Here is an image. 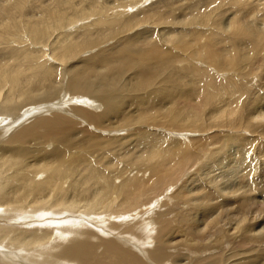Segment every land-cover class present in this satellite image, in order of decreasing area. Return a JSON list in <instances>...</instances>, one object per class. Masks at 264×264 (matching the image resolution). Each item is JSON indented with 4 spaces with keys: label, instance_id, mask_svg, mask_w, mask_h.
<instances>
[{
    "label": "bare ground",
    "instance_id": "bare-ground-1",
    "mask_svg": "<svg viewBox=\"0 0 264 264\" xmlns=\"http://www.w3.org/2000/svg\"><path fill=\"white\" fill-rule=\"evenodd\" d=\"M146 1L56 0L53 9L43 12L45 19L34 25L17 22L15 13H0L2 28L11 29L0 39L29 44L23 57H12V64L0 69V264L264 261V202L255 201L264 192H258L254 176L248 181V173L236 175L229 192L220 188L218 194L207 191L192 196L193 180L183 181V177L197 162L195 147L188 145L190 141L156 143L146 132L148 126L156 129L163 124L181 133L176 137L183 140L187 136L183 132L207 131L208 127L195 128L199 106H189L184 92L178 91L186 75L178 65L197 60L206 69L231 73L234 78L247 65L248 55L228 48L220 56L215 35L210 33L181 57L174 36L145 30L148 23L156 24L146 21L141 8ZM14 5L16 10L22 7ZM242 31L254 53L263 50L264 24ZM110 42L116 47L103 46ZM93 49L96 52L85 58ZM196 73V69L190 71L191 76ZM233 78L225 83L231 94L234 88L241 89ZM167 100L185 110L189 107L187 117L192 122L177 124V112H159ZM262 101L251 102L243 132L254 134L264 125ZM124 105L141 114L153 108L166 124L152 115L136 119L125 111L118 114ZM243 113V107L230 97L211 122L217 130L228 124L229 130L241 132L242 127L234 123ZM241 136L230 138L233 148L243 150L248 144ZM135 141L141 153L127 161L129 149L125 148ZM206 142L199 146V153L214 146L217 137ZM250 166L246 163L249 170ZM208 178V184L215 182ZM175 185L183 188L166 196ZM228 195L241 196L239 202H245L239 208L227 203V215L215 228L211 196L230 199ZM240 225L243 228L237 231ZM210 253L216 254L206 256Z\"/></svg>",
    "mask_w": 264,
    "mask_h": 264
},
{
    "label": "rangeland",
    "instance_id": "rangeland-1",
    "mask_svg": "<svg viewBox=\"0 0 264 264\" xmlns=\"http://www.w3.org/2000/svg\"><path fill=\"white\" fill-rule=\"evenodd\" d=\"M54 1L56 0H0V13L3 12L9 14V16L11 13H15L14 19L17 22H19V20L21 22L26 21L34 25L36 22L41 21L44 16V11L46 13L48 12L47 10L55 7ZM58 1L60 2L62 0H57V2ZM112 1L114 0H109V3H112ZM16 3H20L22 7L16 10V5H14ZM126 4H130V2ZM66 8H64L63 5L61 6L63 10H66ZM141 8L144 11L146 21L154 20L156 22V24L148 23L151 25L146 27L145 30L155 35L158 34V36L160 33L162 37L166 38L174 36L172 40L174 45L179 48L180 53H178L181 57L188 55V47L190 46V48H192L191 46H194L197 39L200 37H208L211 33L214 34L216 38V53H220L221 56L223 52L222 49L238 48L242 54L248 55L245 62L247 65L241 72L238 71V73H235L234 78L231 73L217 74V71L213 69H206L207 66L205 67L203 64L199 63V61L197 62V60H187L188 63H180L178 65L179 69H185L186 72V75L181 80L178 91L184 92L189 106H199L196 110V114L199 115V120L195 123V128L198 130L208 127L207 131L204 130L201 134L183 132L187 134L185 137L186 139H177L179 137L176 136L181 133L173 131L172 129H167L166 127L168 126L164 127L165 125L162 123L166 124V122L159 116L161 114H155L153 108H149L147 112L141 114L136 108H130V106L126 107V105H124V107L120 108L118 114L125 111L128 112V114L132 113L135 115L134 117H136V119L145 118L148 115L156 117V120L160 122L162 126L156 129H152L151 126L146 128V132L152 135L156 143H159L162 139H167L168 141H183L186 143L189 141L191 142V144L188 145H192V149L195 147L193 153L196 155L197 162L193 164L189 174L183 177V181L193 180L192 183L195 185V190L190 191L192 196H200L207 191H215V193L218 194L220 188L228 190L229 183H233L236 175L245 173L249 174L247 177L248 181L253 178L251 176H254V181L259 183L258 186L260 188H258V192H264V125L257 128L254 134L249 133V131L243 132L246 131L244 124H248L250 117L248 112L251 109V102H263L262 100L264 99V47L262 51L254 53L253 47H250L248 35L242 31L244 27H252L253 30L262 28L264 24V0H147L142 4ZM11 19L13 18L11 17ZM44 19L45 18H43V20ZM227 23L230 24L228 25V30L226 28ZM10 31L11 29L9 27L4 29L2 25H0V34L9 33ZM185 44L188 45L185 46ZM28 45V43H16L7 37L0 39V69L10 66L13 62V59H11L12 57L18 59L19 57H23L25 54L23 49H28ZM106 45L107 47H116L112 42L103 46ZM117 47H119V45H117ZM219 48L221 50H219ZM171 50L174 54H178L176 50ZM94 52H96L95 49L84 57L88 58ZM247 60L249 61L247 62ZM193 69H196L197 73L191 76L190 71ZM231 78H233L232 81H234V83L241 84V89L234 88V94H231L232 92L225 86V83ZM230 97L237 100V104L243 107L244 113L242 119H238L237 117L234 123L242 127L241 132L229 130L228 124H226L222 130H217L213 127L215 122H211L212 115L217 112V109L222 108V103ZM253 97L256 98L253 100ZM179 104H171L167 100L160 105L159 108L161 110L159 112L163 113L169 109L171 113L177 112L180 115L177 124L182 123L187 126L189 122H192L190 118L187 117V115L190 116L188 111H191V109L187 107L185 110L184 106ZM141 109L144 110L145 108ZM180 121L182 122L180 123ZM223 124L224 123H222V125ZM239 133H241L242 136ZM119 134H122V132ZM226 135L230 137L226 138ZM237 135L244 137L248 142L243 150L235 149L231 146L233 140L230 138ZM212 137H217L216 144L207 147V150L204 152L200 151L199 153V146L207 143L206 141L212 139ZM136 141L131 143L132 146L130 145L125 148V150L129 149V153L124 157L127 158V161L133 159V157L139 156L141 153V147L134 145L137 143ZM125 150H123L122 153H124ZM221 157H223L224 160L216 163ZM203 163L206 164V167L200 169ZM246 163L251 165L250 170L246 168ZM118 167L122 168L121 165ZM207 173L209 175L206 176ZM203 177L208 180V177H210V179L213 181L215 180V182L213 184H208V180ZM209 187H211V189ZM181 188L183 187L177 185L173 186L166 196L178 194ZM252 195L248 194L247 197L253 199L254 196ZM230 196L231 195L226 196L230 199H225V196H223V198L211 196L215 204L216 213L213 215L217 220L213 225L215 228L219 227L221 217L227 215V209L229 208L228 204H230L231 207L239 205V208L242 203L245 202V200L239 202L241 196ZM263 196L264 194L261 197L258 196L259 198H255V201L259 200L264 202ZM256 205L259 206L257 203ZM157 209L158 208L155 209L154 213L157 212ZM244 210H246V208H244ZM233 211L239 213L243 210L234 209ZM174 217L175 216L172 218ZM235 217L242 219L240 215ZM230 225L234 228V225ZM243 225H240L237 231L240 228L242 229ZM215 228H212V232ZM177 241H179V239H177ZM150 245H152V243ZM224 250L228 251V248L226 247ZM216 253H210L206 256L215 255ZM204 257L205 256H202V258ZM262 264H264V261Z\"/></svg>",
    "mask_w": 264,
    "mask_h": 264
}]
</instances>
